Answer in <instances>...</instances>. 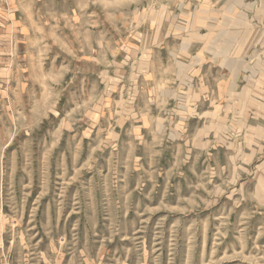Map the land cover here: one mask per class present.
<instances>
[{"label": "rangeland", "instance_id": "rangeland-1", "mask_svg": "<svg viewBox=\"0 0 264 264\" xmlns=\"http://www.w3.org/2000/svg\"><path fill=\"white\" fill-rule=\"evenodd\" d=\"M181 5L0 0V264H264L261 49Z\"/></svg>", "mask_w": 264, "mask_h": 264}, {"label": "crops", "instance_id": "crops-1", "mask_svg": "<svg viewBox=\"0 0 264 264\" xmlns=\"http://www.w3.org/2000/svg\"><path fill=\"white\" fill-rule=\"evenodd\" d=\"M182 5L166 9V14L171 16L191 17L190 21L172 23V25H182L185 30H213L214 47L232 48V43H221V34L228 32L231 35L237 32L239 25L245 26L246 40L253 39L258 41L257 47L261 49V63L264 70V0H181ZM202 17L206 27H196L195 18ZM192 25L194 26L192 28ZM220 42V43H218ZM254 44V43H253ZM251 47H254L251 45ZM250 48V44H247Z\"/></svg>", "mask_w": 264, "mask_h": 264}]
</instances>
